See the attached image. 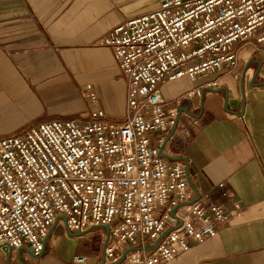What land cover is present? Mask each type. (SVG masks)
Wrapping results in <instances>:
<instances>
[{
    "label": "built area",
    "instance_id": "obj_1",
    "mask_svg": "<svg viewBox=\"0 0 264 264\" xmlns=\"http://www.w3.org/2000/svg\"><path fill=\"white\" fill-rule=\"evenodd\" d=\"M248 42L264 50V0H156L100 35L93 44L108 46L126 77L124 109L93 106L84 120L51 117L0 136V248L39 255L60 219L73 232L108 226L101 254L74 253L71 264H159L215 235L239 203L206 202L164 146L178 105L217 81L173 98L159 84L233 66Z\"/></svg>",
    "mask_w": 264,
    "mask_h": 264
},
{
    "label": "crops",
    "instance_id": "obj_2",
    "mask_svg": "<svg viewBox=\"0 0 264 264\" xmlns=\"http://www.w3.org/2000/svg\"><path fill=\"white\" fill-rule=\"evenodd\" d=\"M122 1L0 0V136L51 117H77L45 103L73 83L62 81L58 58L63 50L93 43L128 16ZM116 72V104L110 100V82L89 77L98 105L110 114L125 106L126 77L120 67ZM213 79L215 87L178 105V121L164 153L188 166L190 184L205 194L206 202L231 209L237 201L239 213L218 225L215 235L159 264H264V50L242 43L235 65L223 64L194 81L164 80L159 87L173 98L192 84ZM90 231H70L59 219L43 253L34 255L25 246L0 248V264H71L74 253L91 259L101 249L91 254L80 244Z\"/></svg>",
    "mask_w": 264,
    "mask_h": 264
},
{
    "label": "rangeland",
    "instance_id": "obj_3",
    "mask_svg": "<svg viewBox=\"0 0 264 264\" xmlns=\"http://www.w3.org/2000/svg\"><path fill=\"white\" fill-rule=\"evenodd\" d=\"M155 2L156 0H124L122 4L125 8V15H131L153 5ZM80 46L76 50H63L58 58V63L60 62L61 65L59 76L63 82L68 79L72 80V85L65 86L61 91L54 92L53 96L55 97L49 102L45 101V103L47 105H60L58 108L61 111L73 113L79 120H84L93 106H99L98 95L92 88L89 77L91 75L101 77L104 83L110 82L113 92L110 100L113 104H116L119 96L120 78H116L118 74L116 71H118L119 66L108 46L93 43ZM73 59L76 60L72 61ZM107 78L109 79L107 80ZM91 93L96 97L94 105L90 99ZM106 230L103 226H93L82 231H90L91 234L85 237L81 236L80 244L83 245L87 252L97 254L102 249V243L106 238Z\"/></svg>",
    "mask_w": 264,
    "mask_h": 264
},
{
    "label": "water",
    "instance_id": "obj_4",
    "mask_svg": "<svg viewBox=\"0 0 264 264\" xmlns=\"http://www.w3.org/2000/svg\"><path fill=\"white\" fill-rule=\"evenodd\" d=\"M105 228H106V229H108V226H107V225H105Z\"/></svg>",
    "mask_w": 264,
    "mask_h": 264
}]
</instances>
